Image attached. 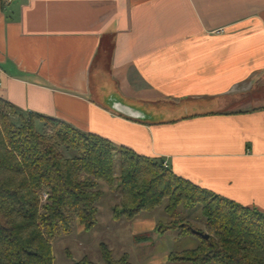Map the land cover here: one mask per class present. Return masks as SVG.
Returning a JSON list of instances; mask_svg holds the SVG:
<instances>
[{
  "label": "crops",
  "instance_id": "0c3cea01",
  "mask_svg": "<svg viewBox=\"0 0 264 264\" xmlns=\"http://www.w3.org/2000/svg\"><path fill=\"white\" fill-rule=\"evenodd\" d=\"M0 97L264 212V0H0Z\"/></svg>",
  "mask_w": 264,
  "mask_h": 264
},
{
  "label": "trees",
  "instance_id": "16d2710c",
  "mask_svg": "<svg viewBox=\"0 0 264 264\" xmlns=\"http://www.w3.org/2000/svg\"><path fill=\"white\" fill-rule=\"evenodd\" d=\"M18 112L0 97V264H54L53 242L78 223L90 231L98 223L101 184L112 187L117 181L121 200L114 220L121 215L132 220L164 203L171 221L159 222L157 233L181 227V234H197L183 212L201 209L210 236L197 234L200 244L170 252V261L264 264L263 211L201 187L162 159L115 146L108 137L62 119L19 112L16 123ZM37 120L52 126L53 135L41 132ZM99 247L104 264H132L127 253L115 258L108 244ZM77 264L100 263L83 257Z\"/></svg>",
  "mask_w": 264,
  "mask_h": 264
},
{
  "label": "rangeland",
  "instance_id": "374dc122",
  "mask_svg": "<svg viewBox=\"0 0 264 264\" xmlns=\"http://www.w3.org/2000/svg\"><path fill=\"white\" fill-rule=\"evenodd\" d=\"M14 118L18 123L19 112ZM36 123L38 129L46 136L53 135L52 126L38 120ZM60 150L64 151L66 155H71V151L66 150L63 145L60 146ZM118 172L119 167L117 166L115 173ZM118 183V181L115 182L112 187L106 183L101 184L104 196L98 204V223L90 231H86L78 223L71 232L61 234L53 242L54 264H77L83 257L104 264L99 247L101 242L108 244L109 248L113 250L115 258H120L124 253H127L132 264H184L181 261H170L168 254L197 247L200 244V237L195 233L181 234V227L175 230H166L162 235L157 233L155 227L159 222L166 225L171 221L164 211V203L154 211L137 214L132 220L126 219L124 215H121L120 219L114 220V207L118 206L121 200ZM45 200L44 198L43 201ZM185 211L183 212L184 216L195 226L194 228L210 234L201 209ZM137 222L141 224L138 225Z\"/></svg>",
  "mask_w": 264,
  "mask_h": 264
},
{
  "label": "water",
  "instance_id": "95a60500",
  "mask_svg": "<svg viewBox=\"0 0 264 264\" xmlns=\"http://www.w3.org/2000/svg\"><path fill=\"white\" fill-rule=\"evenodd\" d=\"M108 105L110 107H112L114 110L124 114L127 117L130 118H136V119H140V120H144L145 117L142 116L141 112L137 109H135L133 106H129L127 103H125L123 100H117V102H110L108 103ZM193 232H196L197 234H199L200 236H202L203 238H208L210 236L209 233H203L201 231L192 229Z\"/></svg>",
  "mask_w": 264,
  "mask_h": 264
},
{
  "label": "built area",
  "instance_id": "2783aa9c",
  "mask_svg": "<svg viewBox=\"0 0 264 264\" xmlns=\"http://www.w3.org/2000/svg\"><path fill=\"white\" fill-rule=\"evenodd\" d=\"M164 164L168 167V165H167V162L166 161H164ZM47 196H48V194H44V198L46 199L47 198Z\"/></svg>",
  "mask_w": 264,
  "mask_h": 264
}]
</instances>
